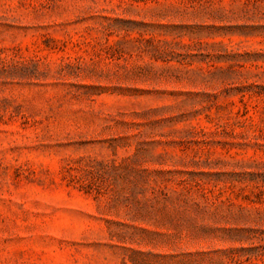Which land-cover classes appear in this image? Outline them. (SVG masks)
<instances>
[{"label": "rangeland", "instance_id": "1", "mask_svg": "<svg viewBox=\"0 0 264 264\" xmlns=\"http://www.w3.org/2000/svg\"><path fill=\"white\" fill-rule=\"evenodd\" d=\"M0 264H264V0H0Z\"/></svg>", "mask_w": 264, "mask_h": 264}]
</instances>
